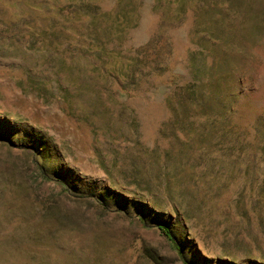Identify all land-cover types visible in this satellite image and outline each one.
<instances>
[{"label":"rangeland","instance_id":"rangeland-1","mask_svg":"<svg viewBox=\"0 0 264 264\" xmlns=\"http://www.w3.org/2000/svg\"><path fill=\"white\" fill-rule=\"evenodd\" d=\"M0 264H264V0H0Z\"/></svg>","mask_w":264,"mask_h":264},{"label":"trees","instance_id":"trees-1","mask_svg":"<svg viewBox=\"0 0 264 264\" xmlns=\"http://www.w3.org/2000/svg\"><path fill=\"white\" fill-rule=\"evenodd\" d=\"M159 230L165 235L166 239L170 242L171 246L176 250V252H179V248L177 243L171 238V235L167 229V227L160 225Z\"/></svg>","mask_w":264,"mask_h":264}]
</instances>
